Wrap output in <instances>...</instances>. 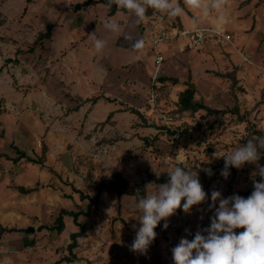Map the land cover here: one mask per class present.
Returning a JSON list of instances; mask_svg holds the SVG:
<instances>
[{"label":"rangeland","instance_id":"374dc122","mask_svg":"<svg viewBox=\"0 0 264 264\" xmlns=\"http://www.w3.org/2000/svg\"><path fill=\"white\" fill-rule=\"evenodd\" d=\"M98 1L100 0H97L95 5H87V0H0V19L3 20L0 22V75L13 93L10 101L0 99V111H17L16 113H24L25 116L40 117L54 128L56 158L61 156L63 160L65 154L73 155L70 160L64 162L66 168L62 164L63 169L60 172L53 174L50 180H45L54 187L49 190L50 194L55 196L54 200L50 199L52 202L49 206L45 203L21 205L24 212L22 214L28 218L30 225L35 227V231L30 234L33 240H29L28 244L35 245L38 242L44 247L51 245L58 257L69 254L67 246L71 242L70 234L79 230V227L70 216L64 218L65 229L62 233L50 229V226L55 223L62 208L78 210L79 205L86 208L88 201L81 200L75 188L93 195L99 183L113 173L120 172L128 180L129 187L136 189L149 174L169 179L166 171L174 166H181L198 172L207 199L200 205L193 206L190 213H185L181 208L169 217V239H164L160 234L158 241H153L146 254L130 250L136 231L140 227L135 196H119L115 192L103 191L99 205L93 209L90 216L80 218L86 226V236L78 239V246L86 250L83 254L86 256L82 257L86 262L81 264H92L102 259L105 261L100 264H107L106 260L111 259H116L118 264H162L163 256L171 252L181 237L191 240L198 229L210 225L214 215V209H209L213 190L220 191L224 198L234 194L244 198L251 195L240 192L253 187L251 174L258 171L255 164L246 163L241 169L230 168L227 179L221 176V170L224 168V155L246 143L252 135L258 136L253 133L257 132V128H264L261 123L263 117H258L261 112L264 113V67H246L242 74L243 82L251 93L249 91L247 98L240 102L243 105L241 108L239 99L231 95V82L227 77L216 74L213 76V87H204L207 75L203 73V68L210 63L194 67L199 94L207 97L208 103L219 110L232 108L237 102L240 111H246L245 118H248V123L241 125L238 115L232 112L217 113L209 119L204 117L205 112L202 111L194 114L178 112V101L175 96L170 97L166 86L156 87L159 98L156 105L152 106L148 102L152 87L150 76L145 74L141 66L139 68L135 62H130L135 52L123 49L125 43L130 46L135 41L126 40L124 35H131L133 38L138 35L137 39H140L144 32L143 26L137 24L135 17L124 10L108 14L105 3ZM76 5H81V8L75 10ZM109 17H115L121 24L120 33L105 29L104 21ZM147 23L150 24V21L147 20ZM49 28L50 43L46 41V48L44 49V45L33 46L38 34L48 31ZM54 28L57 30L53 38ZM92 33L107 42L101 53L95 52L89 35ZM145 34L150 43L152 36L147 32ZM69 36L75 38L65 44L64 41ZM166 40L160 42L159 47L171 58L166 57L160 74L169 68L179 78L186 77V72L179 65L175 67V53L168 51L169 43ZM74 48L77 49L74 57L78 58L80 55L78 61L73 60L76 67L70 63ZM82 51L84 56L87 55L85 59L81 55ZM153 52L151 46L145 48L147 55L151 56ZM91 55L96 57L95 60ZM238 56L240 57V54ZM105 62L115 66L124 65L112 69ZM223 62L225 60L217 67L219 73L225 70L226 64ZM152 68L154 70L155 66ZM104 70L106 74L103 83L96 82V77L104 74ZM76 76H80L84 90L80 94L71 86L78 82ZM237 92L238 95L244 96V92ZM51 95L55 98H51ZM19 96L22 97L21 100ZM101 96L119 104L120 108L115 110L121 113L118 119H113V114L109 120L101 118L102 120L88 123V115H76L78 110H70L80 106L85 101L83 97H87L88 102H92L89 109L93 111L94 103L101 100ZM41 97L45 103L39 102ZM18 104L22 106L21 109ZM135 110L144 111L145 118L142 120ZM69 114L75 117L69 118ZM258 123L261 124L260 127ZM16 126L17 123L13 122L12 127ZM185 128L187 132L181 136L169 133ZM34 131L39 137L37 130ZM144 138L151 139V144L147 145ZM47 141L43 137L37 141L38 157L43 154V148L47 147ZM9 143L8 141L5 145L1 144L0 150L8 151ZM23 148L25 150V147ZM48 150L47 148V153ZM45 167H49L51 171L52 166L45 164ZM209 168L213 173L211 176L203 170ZM27 169L25 178L36 182L34 166L30 164ZM255 179L259 181V175ZM151 184L147 188V195L163 183ZM3 210L7 211L8 207ZM24 223L25 219L22 221V224ZM40 226L42 228H39ZM235 231L239 233L243 229ZM15 244L20 245H12ZM76 251L79 254L82 249ZM168 257L172 260L171 264H174L172 254Z\"/></svg>","mask_w":264,"mask_h":264},{"label":"crops","instance_id":"0c3cea01","mask_svg":"<svg viewBox=\"0 0 264 264\" xmlns=\"http://www.w3.org/2000/svg\"><path fill=\"white\" fill-rule=\"evenodd\" d=\"M226 12V22L220 26H217L216 24L217 13L215 12H212L207 18L203 17L199 12H193L187 9L185 10L184 15L174 18H169L167 16H163L159 13L153 12L152 14L146 16L145 21L142 22L141 25L143 26L144 31L142 38L145 40L146 47L151 46L152 51H154L151 56L145 53V49L143 50V52H137L130 48L131 45L129 46L127 43H125L126 46H123L125 47L123 49H127L128 51L130 50L132 53L135 52V55L132 57L133 60L131 59L130 62H135L139 66V68L141 66L145 74H147L151 78V75L154 72V70H152V66L155 65V48L158 51H161L162 54H164L165 60L167 57L166 53L163 52L159 47L160 42L157 45H154L153 40L158 32L165 33L166 35H168V40H166V42L169 43L168 51L175 53L173 55L175 60V67L179 65V67L182 68L184 72H186V77L182 78L174 75L169 68H167L165 72L160 74V76L179 78L180 82L177 84L173 85L169 82H167L166 84L165 89L169 91L170 97L175 96L176 100L178 101V95L186 88L185 83L189 75H191L192 81L195 83L197 88L195 98L203 99L205 104L215 109L219 108L213 107L208 103L209 101L207 100V97H203L199 94V86L198 82L196 81L194 67L201 64L203 65L207 62L210 63L209 66H204L203 68V73H206L207 75V78L204 79V81L206 82V85L204 84V87L207 85L213 87V83L215 80L213 76L216 74H220V71L218 72L217 67L221 66L220 62L222 60H225V62L223 63L226 64V67L225 70L221 72L227 73L236 69L239 86L243 88V97L238 95V92L236 91L237 98L239 99L238 103L241 108L243 107V105H241L240 102H242L245 97L247 98L249 91L251 93V90H249L247 84H244L243 82L242 74H244L246 67H248L249 69L253 67H264V0H228ZM108 14H110L109 8ZM194 17H200L199 23L194 22ZM147 20L150 21V24L147 23ZM203 28L213 29L214 31H218L220 34H214V37L212 39H209L198 48L190 46L189 34H183L182 32L186 31L188 33H191L196 29ZM56 30L57 28L53 29V38ZM146 32L152 36V40H150V43L148 42L147 34H145ZM226 34H229L231 36L230 39H226ZM74 38V36H69L68 38H66V41H64V43L68 44V42H71ZM137 38L138 35L135 36L133 40H136ZM46 41L50 43V37L44 41V49L46 48ZM116 44L117 42H115V45ZM76 50L77 49L74 48L70 57V63L72 66L75 65V62L73 60H79L80 55L78 56V58L74 57ZM238 54H240V57L238 56ZM81 55L84 57V59L87 56H84L83 51L81 52ZM91 56L92 59L95 60L96 57L94 55ZM169 58H171V56L167 57V59ZM105 63L112 69H117L118 67L124 65L121 64V66H115L110 64L109 62ZM105 72L106 71L104 70V74H102L101 76L98 75L96 77L97 80L95 81L103 83V78L106 74ZM76 77L78 79V84L76 83L71 86H73L77 93L80 94V92L82 93V91L84 90L81 87L82 82L80 80V76ZM72 92L73 91H71V94H73ZM12 95L13 93L11 92V89H9L7 84H5V81L2 80V75H0V99L5 98L10 101ZM104 96H101V100L99 99V101L94 103L95 105H93V111L89 109L90 106H92V102L89 103L87 97H83V100L85 101L80 104L78 112H75V114L77 115V113H81V115H88V117H86L88 123H92L94 120L107 119L110 113L114 114L113 119H118L121 113L116 112L115 110L120 108L119 104L109 99L106 100ZM20 97L21 96H19L18 98L21 100L22 97ZM51 98L55 97L51 95ZM56 99H54V101ZM108 100L111 102H109ZM39 102L45 103V100L42 98L39 100ZM18 106L21 109L22 106H20V104H18ZM201 111L205 112L204 110ZM16 112L17 111H0V145H5V143L8 141L10 142V148L8 151L0 150V226L5 229H10V231L5 230L0 235V264H54L60 258L56 254L54 247H52L51 245H47V247L45 245L44 247V245L40 243L38 244V242H36L35 245L28 244L29 240H33L30 235L31 233L26 234L14 229H20L31 224L29 223L30 221L28 220V218L22 214L24 212L21 208V205H42L45 203V205L49 206L50 202H52L50 199L54 200L55 196L50 194L49 191L54 187L45 182V180L46 178L50 180V178L54 176L53 174L60 172L63 167L66 168V166H64V162H66V160H70L71 156L73 155H71V153H67L63 156V160L61 159V156H58L56 158V151L54 149V128H52V125L49 126V123H45L44 120L38 116H25L24 113L21 114ZM139 112L145 118V115L143 113L144 111ZM128 114L130 113L128 112ZM244 114L246 115V111L241 110L240 116H243ZM69 115V118L75 117V115L73 114ZM258 117H263V121H261V123L264 124V113L261 112V115H259ZM239 121V123L242 125V123H248V118L246 117L245 120L239 119ZM5 122L6 124H10L6 125ZM13 122L17 123L16 127H12ZM260 126L261 124H259V127ZM260 129L258 130L257 128L256 133L258 134V136H260V134L264 135V131H260ZM34 130H37L39 137L36 136ZM45 135L46 137H44ZM42 137L43 139L46 138L48 140L46 144L47 148L49 149L44 165L46 164L47 166H52L51 171L49 167H42L41 164L30 161V158L36 159L38 157L39 149L38 147H36V143ZM23 147H25V150H23ZM27 149L29 150L27 151ZM20 150L21 156H18ZM30 164H32L35 168L37 175L36 182L27 180L25 178L27 175L26 171H28L27 167H29ZM65 170L67 169H64V171ZM39 183L40 186H38ZM20 187L32 189V191L29 193H23L20 191ZM74 194L73 196H75ZM7 207L8 210L4 211L3 209ZM24 219L25 223L22 224V221ZM14 243H18L20 245H12ZM81 249L82 251L78 254V251L76 250ZM85 251L86 250H83L82 247L78 246L74 250V253L78 258L71 262H62L61 264H81L86 262L82 258L83 256H86L83 255L85 254ZM171 254L172 251H169L168 254L166 253L163 256L162 264L172 263V260H169L171 258L168 257ZM103 261L105 260L102 259L101 261H94L92 264H100ZM106 263L118 264L116 259L106 260Z\"/></svg>","mask_w":264,"mask_h":264},{"label":"clouds","instance_id":"9594fccd","mask_svg":"<svg viewBox=\"0 0 264 264\" xmlns=\"http://www.w3.org/2000/svg\"><path fill=\"white\" fill-rule=\"evenodd\" d=\"M113 5L117 6L118 12L124 10L134 16L137 24L145 21L148 9L169 18L182 16L187 9L201 13L205 18L212 12L217 13L216 24L220 26L227 19L228 0H182V3L181 0H106L104 7L111 9ZM193 19L199 23L200 17ZM104 27L112 33L121 32V24L115 17L107 18ZM89 35L95 52L101 53L107 42L95 33ZM124 38L133 40L127 34ZM145 47L143 38L131 44V48L137 52H143ZM262 152L264 135H252L246 143L223 156L225 163L221 176L225 179L232 167L241 169L246 163L256 165L258 171L251 174L254 190L247 198L236 194L224 198L220 191L213 190L209 209H214V215L210 225L198 229L191 240L180 238L179 243L171 249L174 264H264V166L258 163ZM203 170L209 176L213 174L210 168ZM166 172L169 177L166 183L157 185L155 191L137 200L140 227L130 246L135 253H147L157 237L155 229L161 221H165L163 227L167 229L168 218L178 209L190 213L193 206L207 199L197 171L174 166ZM257 175L261 178L259 181L255 179ZM236 229L243 231L237 233ZM185 231L188 232L187 229Z\"/></svg>","mask_w":264,"mask_h":264},{"label":"trees","instance_id":"16d2710c","mask_svg":"<svg viewBox=\"0 0 264 264\" xmlns=\"http://www.w3.org/2000/svg\"><path fill=\"white\" fill-rule=\"evenodd\" d=\"M97 1H92V0H88L86 4H90V3H95ZM98 2H104L106 3V0H100ZM182 3V0H181ZM116 11V5H113L112 8L110 9V14H113ZM154 11L152 9H148L146 15H150L152 14ZM3 20L0 19V22H2ZM142 24H140L141 26ZM51 36V29L49 28L48 31L46 32H40L36 38V40L33 43V46H43L44 45V41L45 39L49 38ZM34 48V47H33ZM222 77H227L230 80V88H231V95L234 96L235 99H237V94L236 91L240 90L243 91V88L241 86H239V80L236 76V69L227 72V73H220L219 74ZM167 82H169L170 84H177L179 83V78L176 77H166V76H159L158 78V83H159V87L161 86H166ZM186 88L181 91L178 95V106H177V111L178 112H190L191 114L200 112L201 110L205 111L204 117L209 119L210 117H212V115L217 114V113H227V112H232L238 115V119L241 120H245V114L243 116H240V109L238 106V103L235 102V106L232 108H227L224 110H219V109H215L212 108L210 106H208L207 104H205V102L203 101V99H196L195 95L197 93V88L195 83L192 81L191 75H189L187 81H186ZM79 105L75 106L74 108H71L70 110H78ZM137 112V114L140 115V117L142 119H144V117L142 116V114L139 111H134ZM113 113H110V115L108 116V120L112 117ZM210 126H212V124H210ZM197 127L199 128V126L197 125ZM188 128V127H187ZM187 128H185L184 130L179 131V129H175L173 131H170L169 133L171 135H183L184 133L187 132ZM253 133L256 134L255 131H253ZM144 142L149 145L151 144V139L149 138H144ZM46 153H47V147L45 146L43 148V154L40 157H37L36 159L34 158H30V161L34 162V163H39L41 164L42 167H44V163L46 161ZM21 154V152H20ZM259 164L261 166H264V152L261 153V159L258 161ZM261 178L259 177V180ZM168 181V179H163V178H159L154 174H149V176L144 179L136 189H132L129 187V183L128 180L120 173V172H115L113 173L110 177H108L107 179H104L101 183H99V185L97 186V191L93 194H87L84 193L83 191H81L80 189L75 188V192L80 194V199L81 200H87V204H86V208H83L82 206H78V210H68L65 208H62L61 211L59 212L58 216L55 219V223L53 225L50 226V229L52 230H56L57 233H62L65 229V216H70L73 219V222L79 227V230L77 231H73L70 234V239L71 242L68 244L67 249L69 251L68 255H64L62 257H60L54 264H61L62 262H71L76 260L78 257L77 255L74 253V250L78 247L79 242L78 239L81 237L86 236V226L85 224L80 220V218L82 216H90L91 212L93 211V209H95L100 202V197L103 191H107V192H115L117 193L119 196L121 194H127V195H131V196H135L136 199L138 200V198L140 196H146L147 195V189L146 186L151 184L152 182L155 183H166ZM253 187L247 191L244 192H240L244 195L250 194L253 191ZM20 191L23 193H29L32 191V189H27L24 187H20ZM165 221H161L160 224L157 226V228L155 229L156 233H157V237L154 240V242H157L159 239V235L161 234V236L168 240L169 239V229L171 227L170 222H169V218L167 220L168 223V228L164 229L163 225H164ZM39 228H42L41 226ZM6 229L0 226V233L2 231H5ZM206 235V233H205Z\"/></svg>","mask_w":264,"mask_h":264},{"label":"built area","instance_id":"2783aa9c","mask_svg":"<svg viewBox=\"0 0 264 264\" xmlns=\"http://www.w3.org/2000/svg\"><path fill=\"white\" fill-rule=\"evenodd\" d=\"M182 33L189 34V38H190L189 44L190 46H195V47L201 46L209 39H212L214 37V34L217 35L220 34L218 31H214L213 29L210 28L196 29L191 33L183 31ZM197 33H200V35H198ZM167 37L168 35H166L165 33L158 32L153 40L154 45H157L159 42L166 40ZM225 37L226 39H230L231 36L229 34H226ZM164 60H165L164 55L155 48V65H154L155 68H154V72L151 75L152 87H151L150 95L148 97V102L152 106L156 105L157 100L159 98V91L156 89V87L159 86L158 78L160 76V68ZM162 116L165 117L164 114Z\"/></svg>","mask_w":264,"mask_h":264},{"label":"water","instance_id":"95a60500","mask_svg":"<svg viewBox=\"0 0 264 264\" xmlns=\"http://www.w3.org/2000/svg\"><path fill=\"white\" fill-rule=\"evenodd\" d=\"M81 8V5H76L74 7L75 10H78ZM116 9H117V6H116ZM14 230H18V231H21L23 233H26V234H29V233H33L35 231V227L33 225H28L27 227L25 228H20V229H14Z\"/></svg>","mask_w":264,"mask_h":264}]
</instances>
